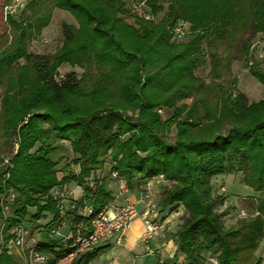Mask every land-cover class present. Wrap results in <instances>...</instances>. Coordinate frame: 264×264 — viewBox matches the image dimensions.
Instances as JSON below:
<instances>
[{"label": "trees", "instance_id": "obj_1", "mask_svg": "<svg viewBox=\"0 0 264 264\" xmlns=\"http://www.w3.org/2000/svg\"><path fill=\"white\" fill-rule=\"evenodd\" d=\"M168 1L160 21L159 0H132L145 3L152 16L145 20L130 9L133 24L124 19L123 0H29L26 19H7L11 39L0 35V138L14 149L0 169V264H18L7 247L17 226L27 235L37 230L31 245L45 264L65 258L73 249L65 240L72 225L90 223L114 202L107 179L140 191L154 179L166 184L158 205L183 209L171 237L185 264H205V254L215 264L256 263L264 241V99L249 103L233 80L221 81L231 78L237 58L230 52L248 34L241 43L245 67L264 87V69L249 58L253 39H264V0ZM54 9L69 13L77 28L64 26L55 53H30L29 42L49 25ZM180 22L188 28L175 40ZM206 57L209 84L195 75ZM63 65L82 75L57 80ZM65 143L72 163L59 176ZM106 158L111 168L102 177ZM237 174L254 192L248 197L254 216L225 229V214L215 210L224 198L214 196L212 181ZM70 183L82 189L79 200L52 198ZM87 208L92 213L84 216ZM61 220L66 228L57 237L52 231ZM107 249L98 246L70 264H90Z\"/></svg>", "mask_w": 264, "mask_h": 264}, {"label": "rangeland", "instance_id": "obj_2", "mask_svg": "<svg viewBox=\"0 0 264 264\" xmlns=\"http://www.w3.org/2000/svg\"><path fill=\"white\" fill-rule=\"evenodd\" d=\"M126 3L129 12L124 15V19L133 24V18L130 16V9L132 6V0H123ZM24 8L21 11H18L15 15H12L14 21H21L22 19H26L29 15V10H27V4L29 0H23ZM169 1L168 0H159V4L162 6L163 11L156 15V20L160 21L167 9ZM3 1L0 0V35H6L7 39H11V30L7 26L6 22H4L2 10H3ZM130 14V15H129ZM51 21L49 25L42 30L40 36L32 41L29 42L28 50L32 54L38 55H51L55 53L57 50L60 49L62 46L65 36L63 35L64 26L66 27H74L77 28L76 21L74 18L67 12L61 11L58 9H54L51 12ZM188 27V26H187ZM248 34L244 35L241 39V42L237 43L234 49L230 52L231 56H235L237 59H234L230 64L231 70V78L225 79L223 78L221 82L227 83L228 80H233L234 86L237 91L244 94L249 103L258 102L264 99V87L260 85L257 80L252 78L249 74L248 70L245 67V55L241 50V43L246 41ZM250 61H255L259 63V68L262 70L264 69V57H262V53H264V39L258 35L253 39L251 42L250 48ZM224 55V54H223ZM24 63L21 61V64ZM211 64L208 57L201 62L198 69H196L195 75L204 80L207 84H209ZM74 73L77 77L82 75V71L78 68H71L68 65H63L58 70V78L57 80H63L67 75ZM247 80L249 82H247ZM255 80V82H254ZM256 86H254V85ZM256 87V88H254ZM190 103V100L187 101V104ZM163 119H168L171 115L166 110H160L159 113ZM176 132L173 129L172 133L168 136V140L173 142L175 139ZM64 152L61 154L63 156L62 161L57 166L60 175L62 176L67 173L68 169H70V165L72 163V154L71 149L67 143L64 144ZM13 142L9 145H6L3 139L0 138V169H4L3 161L5 159L10 158L12 151H13ZM105 167L102 171V177L106 176L111 168V162L108 158L105 161ZM241 174L231 175V176H220L212 181V187L214 190V196H221L224 198V204L222 207H218L217 212H223L225 214L223 218V226L225 229L235 226L240 220L248 219L254 216V213L251 209L253 201L248 199L249 196H253L254 192L252 189L244 186L241 183ZM109 180V181H108ZM110 179H107V183H111ZM116 182V181H113ZM119 183V182H118ZM116 182V184H118ZM151 186H155L160 190L164 188L166 185L161 179H154L151 182ZM122 184V183H121ZM145 185L142 187V191H144ZM68 191V190H66ZM153 191V189L151 190ZM150 191V194H151ZM143 193V192H142ZM159 194V196H160ZM144 195V194H143ZM155 197V196H154ZM144 198V197H143ZM146 202H151L153 205H157L156 209L159 207V202L155 200L151 195L149 198L144 199ZM159 200V198H158ZM118 203V202H117ZM121 204V203H119ZM67 206L65 204L64 208ZM244 216H243V215ZM178 225V224H177ZM0 231L1 228H0ZM28 235L25 237V246L31 245L35 240L39 239V235L37 234V230L34 232L31 229H28ZM40 234V233H39ZM0 243H1V236H0ZM259 254L255 255L256 263L264 264V243L259 245ZM262 250V251H261ZM205 264H215V257L210 254H205ZM154 263V262H153Z\"/></svg>", "mask_w": 264, "mask_h": 264}, {"label": "built area", "instance_id": "obj_3", "mask_svg": "<svg viewBox=\"0 0 264 264\" xmlns=\"http://www.w3.org/2000/svg\"><path fill=\"white\" fill-rule=\"evenodd\" d=\"M112 1V0H109ZM23 0H11L8 4L3 6L2 15L4 22L8 18H12V15L18 13V11L24 8ZM132 14L142 17L145 20H151L152 16L149 14V9L145 3H134L131 6ZM187 25L180 22L174 29V39H181L187 31ZM264 57V53H262ZM5 166L9 165L8 159L4 160ZM113 177H116L113 174ZM150 183L144 187L143 197L144 199L150 196ZM93 186V183H92ZM51 196L54 200L60 201L63 204L72 193L64 189H54L51 192ZM14 199V195L11 194L5 199L6 204L2 205L3 215L6 216L9 211V203ZM2 201V200H1ZM92 211L90 208L85 209L84 216H89ZM60 218L63 219L64 212H60ZM243 215V214H242ZM244 216V215H243ZM141 217L136 206L131 203L119 204L112 202L108 204L99 214L94 217L90 223L78 222L72 225L71 229L67 232L65 240H71L72 251L65 258L59 260L56 264H70L72 259L77 255L84 253H91L100 246L102 243L108 240H113L115 244H122L124 235L131 229L132 224L136 219ZM143 219V240H150L157 238L164 230L163 223L158 219L156 212L148 205L145 213L142 216ZM66 228V224L61 220L59 226L52 231L57 237H63L61 230ZM11 234L14 239L8 243V245H14L20 251V254L25 259V264H45L46 258L43 255L38 254L33 250V246H25V237L27 235L26 230L22 226L15 227ZM8 247V246H7ZM159 264H164L162 256L159 259Z\"/></svg>", "mask_w": 264, "mask_h": 264}, {"label": "crops", "instance_id": "obj_4", "mask_svg": "<svg viewBox=\"0 0 264 264\" xmlns=\"http://www.w3.org/2000/svg\"><path fill=\"white\" fill-rule=\"evenodd\" d=\"M247 82L249 81L247 80ZM149 185L150 191L153 189L150 195L158 201L160 190L151 186V183ZM107 186L112 191L115 203L134 204L141 217L134 221L131 229L124 235L121 245L115 244L113 240L102 243L100 247H108V249L101 252L98 258L90 264H159L161 256L164 264H185L184 256L176 254V246L171 237L177 224H179L180 217L183 215V209L178 208L173 212L168 209L161 211L159 207L156 209L157 205H152L151 202L144 200L140 189L129 190L124 184H116L113 181ZM65 189L72 193L71 199L74 201L79 200L83 195L82 189L74 183L68 184ZM148 205L156 212L158 219L163 223L164 230L157 238L145 241L142 239L144 231L142 216ZM262 243L264 241L260 244ZM259 251L258 248L255 255H258ZM8 253L18 264H25L24 257L14 245H8Z\"/></svg>", "mask_w": 264, "mask_h": 264}, {"label": "water", "instance_id": "obj_5", "mask_svg": "<svg viewBox=\"0 0 264 264\" xmlns=\"http://www.w3.org/2000/svg\"><path fill=\"white\" fill-rule=\"evenodd\" d=\"M255 264H258V263H255Z\"/></svg>", "mask_w": 264, "mask_h": 264}]
</instances>
